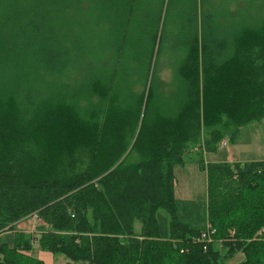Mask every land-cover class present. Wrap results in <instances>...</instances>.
<instances>
[{
  "label": "trees",
  "instance_id": "1",
  "mask_svg": "<svg viewBox=\"0 0 264 264\" xmlns=\"http://www.w3.org/2000/svg\"><path fill=\"white\" fill-rule=\"evenodd\" d=\"M76 2L1 23L17 78L37 84L20 100L18 84L0 82V235L37 214L41 250L68 264H227L238 254L239 264H264V161L205 159L225 134L235 141L264 120V13L228 28L181 0L172 35L171 0L158 13L101 0V17L97 0L85 13ZM97 43L108 55L95 65ZM162 44L185 53L168 90ZM195 149L211 243L178 216L175 167ZM32 251L16 231L0 244V264H45Z\"/></svg>",
  "mask_w": 264,
  "mask_h": 264
},
{
  "label": "rangeland",
  "instance_id": "2",
  "mask_svg": "<svg viewBox=\"0 0 264 264\" xmlns=\"http://www.w3.org/2000/svg\"><path fill=\"white\" fill-rule=\"evenodd\" d=\"M69 1L70 0H66V3H64L65 0H0V74H2L0 82L2 84H18L16 89L18 96H20V100L23 95L30 91L31 84H37V81L36 79L30 80L29 78V82L31 83L27 86L23 83L22 76L19 77V79L17 78L16 72L19 70V66L7 59L4 51L6 49V38L4 35L2 37V32L4 30L1 23L9 17L32 20H41L46 16L52 17L54 11H57V9L61 10L64 6L68 7ZM74 1H77L76 6L81 8L82 12L85 13L86 9L89 7L86 0ZM140 1L143 5H146L147 2V11L150 7L153 8L155 13H158L160 10L161 0ZM191 1L194 4L196 2V0ZM97 2L100 7V14L98 13V15L101 17V0H97ZM180 4L181 0H171L167 13L166 28L171 29L172 35H175L177 32L178 25L174 20L175 15L180 10ZM198 7L200 11L203 10L205 13H212L214 11L218 20L229 28L232 25L238 26L243 23L250 15H256L257 12L264 13V0H198ZM164 16L165 14L162 16V22ZM162 22L160 28L162 27ZM166 35L170 40L172 36L168 33ZM1 37L3 40H1ZM105 46L106 45H100V43L95 45L97 49L93 56L96 60L95 65L98 64V61H106L108 50H106ZM184 55L185 53L183 51H171L170 44L161 45L158 57V79L161 81L162 85L166 86L167 90V86L172 83L177 65L184 58ZM33 95L34 91H32V96ZM224 143H226L227 146H223ZM203 150H201L202 153H204ZM197 152L198 150L195 149L190 153L189 158L191 159L186 160V165H178L175 167V194L179 219L192 229L202 231L206 230L209 226L208 180L207 172L202 171L199 164L196 162ZM205 159L206 164L264 161V120L243 127L235 141H232L230 134H225L224 140L218 145V150L214 153H207ZM34 216L26 217L19 221L15 225V230L27 235V238L33 243V253H36L42 251L38 240H40V236L44 231L43 228H36V226L38 224L44 225V223L40 219L36 222ZM16 231L3 232V234L0 235V244L8 243L12 245L14 233ZM243 259V255L238 254L234 259L229 260L227 264H239ZM68 263L69 261L63 256H57L54 260V264Z\"/></svg>",
  "mask_w": 264,
  "mask_h": 264
},
{
  "label": "built area",
  "instance_id": "3",
  "mask_svg": "<svg viewBox=\"0 0 264 264\" xmlns=\"http://www.w3.org/2000/svg\"><path fill=\"white\" fill-rule=\"evenodd\" d=\"M223 146H227V144L224 143ZM34 219L36 220V222L39 221V217L37 214L34 216ZM215 234L216 231L211 226H208L206 230L201 231L198 241L202 243H211L213 242V237L215 236Z\"/></svg>",
  "mask_w": 264,
  "mask_h": 264
},
{
  "label": "crops",
  "instance_id": "4",
  "mask_svg": "<svg viewBox=\"0 0 264 264\" xmlns=\"http://www.w3.org/2000/svg\"><path fill=\"white\" fill-rule=\"evenodd\" d=\"M38 227L44 228V225L38 224L36 226V228H38ZM37 237H38V234H37ZM28 255L37 258L38 260L44 262L45 264H54V260L56 258V257L54 258V256L51 253L44 252V251H39V252H36V253L35 252L33 253V251H32Z\"/></svg>",
  "mask_w": 264,
  "mask_h": 264
}]
</instances>
